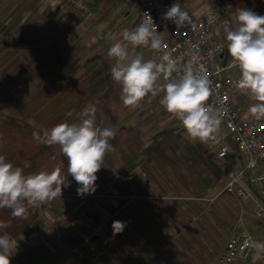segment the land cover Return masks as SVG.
<instances>
[{
    "label": "crops",
    "instance_id": "obj_1",
    "mask_svg": "<svg viewBox=\"0 0 264 264\" xmlns=\"http://www.w3.org/2000/svg\"><path fill=\"white\" fill-rule=\"evenodd\" d=\"M178 2L196 15L205 13L193 1ZM230 13L235 26L236 14ZM27 50H0V114L44 132L60 123L78 122L82 110L94 106L98 126L110 127L116 135L94 192L78 195L79 185L71 178L48 205L26 203L32 214L34 206L38 212L32 226L16 238L11 264H222L225 243L242 211L248 230L264 242V216L253 217L247 204L224 190L230 174L245 163L226 133L217 144L201 143L187 135L179 120L168 118L160 124L153 117H111L103 102L78 101L77 88L63 82L61 64L51 67L52 55L40 56V66L33 69H15L16 59L33 58L30 46ZM29 75L39 78L38 86L25 87L22 79ZM247 101L256 103L250 97ZM224 144L231 148V166L217 158ZM114 221L126 224L123 232L113 234Z\"/></svg>",
    "mask_w": 264,
    "mask_h": 264
},
{
    "label": "clouds",
    "instance_id": "obj_2",
    "mask_svg": "<svg viewBox=\"0 0 264 264\" xmlns=\"http://www.w3.org/2000/svg\"><path fill=\"white\" fill-rule=\"evenodd\" d=\"M146 19L134 29L121 33L122 41H115L107 55L114 61L110 68L112 80L122 91L120 99L125 107L135 108L149 95L155 97L163 91L161 105L179 120L187 135L201 143L219 142V126L226 109L221 110L209 103L212 96V81L207 72L188 63L182 75L178 65L181 57L172 58L165 53L160 62L145 60L137 49L160 50L162 39L152 20ZM165 19L172 21L177 28L191 24L188 12L181 9L178 0L167 10ZM219 32V29H218ZM227 51L239 69V79L235 87L241 94L248 95L256 103L248 111L256 119H264V16L241 8L236 14V24L225 20L223 24ZM115 40V37H109ZM195 60V57L193 58ZM163 78L166 83L158 82ZM96 108L86 107L80 119L74 123H60L43 132V142L59 145L67 159V173L79 185L78 195L96 190L97 173L102 168L105 156L113 151L110 143L116 133L110 127L97 124ZM64 178L61 168L51 172L39 171L25 175L23 169L14 166L0 155V208H8L14 217L26 213L25 202L42 205L61 196ZM0 221V229L7 228ZM126 224L114 221L113 234L123 232ZM245 246L254 250L253 260L264 259V242L245 241ZM18 247L17 240L7 234L0 235V264H11V257Z\"/></svg>",
    "mask_w": 264,
    "mask_h": 264
},
{
    "label": "rangeland",
    "instance_id": "obj_3",
    "mask_svg": "<svg viewBox=\"0 0 264 264\" xmlns=\"http://www.w3.org/2000/svg\"><path fill=\"white\" fill-rule=\"evenodd\" d=\"M188 1L199 4V10L203 12L219 9L222 18L218 27L224 34V21H230L232 15L229 9L216 0ZM139 24L140 12L132 0H0V37L15 44H3L2 40L0 50L2 53L7 50L22 53L28 52L27 47L30 46L33 58L36 59L21 61L18 58L14 62L15 69L22 70L35 68L40 56L52 55L51 67L55 63L61 64L63 82L77 88L78 101L103 102L109 107L111 117L123 113L128 118H157L160 124L168 118L178 121L161 105L160 100L164 95L162 90L155 97L147 96L139 106L129 108L120 99L121 87L112 78H107L114 63L107 55L108 49L115 41H122L121 33L125 29H134ZM22 37L37 38L40 46L24 45L20 40ZM109 37H115V40ZM137 51L143 54L145 60L153 59L155 55V50L141 48ZM55 54L57 57H54ZM105 64L109 67L108 71ZM22 80L25 87L30 89L39 83V78L34 75ZM158 83L163 85L166 81L161 78ZM43 93L41 88L42 96ZM24 107H28L27 103ZM223 131L220 125L219 136L225 135ZM37 206L33 208L36 215Z\"/></svg>",
    "mask_w": 264,
    "mask_h": 264
},
{
    "label": "built area",
    "instance_id": "obj_4",
    "mask_svg": "<svg viewBox=\"0 0 264 264\" xmlns=\"http://www.w3.org/2000/svg\"><path fill=\"white\" fill-rule=\"evenodd\" d=\"M140 12V23L146 19L147 13L153 20L161 35L162 48L155 50L154 58L160 62L165 53L172 58L181 57L178 65L182 75L184 67L193 63L207 72L212 81V96L209 103L221 110L226 109L221 118V126L229 137L235 150L245 157L244 166L238 172L231 173L225 185V192L232 195L241 204H247L251 215L255 218L264 216V119L256 120L248 111L250 105L248 95L241 94L235 87L239 79V69L227 54L223 38L215 32L221 21L219 9H211L202 15H196L186 7L192 23L184 27L177 26L165 19L167 10L176 0H132ZM179 3V2H178ZM195 57V60L193 59ZM217 158L228 166L233 164L229 144H224ZM256 240L248 230L245 214L242 211L234 229L225 243L220 257L222 264H236L249 261L254 250L245 246V241ZM263 242V241H259ZM264 260V259H261Z\"/></svg>",
    "mask_w": 264,
    "mask_h": 264
},
{
    "label": "trees",
    "instance_id": "obj_5",
    "mask_svg": "<svg viewBox=\"0 0 264 264\" xmlns=\"http://www.w3.org/2000/svg\"><path fill=\"white\" fill-rule=\"evenodd\" d=\"M231 12L237 14L238 9L247 8L257 14H264V0H216ZM28 44L38 43L37 38H21ZM108 71L109 67L105 64ZM110 80L111 75L107 73ZM0 155L16 167L23 169L25 175L35 174L39 171L51 172L56 167L61 168L64 182L62 189L72 178L67 173V159L59 145H48L43 142V132L36 127L18 118L0 114ZM52 201V200H51ZM51 201L42 205L46 206ZM26 213L22 217H14L8 208H0V221L7 223L8 227L0 229V235L7 234L10 238L23 235L34 223L36 217L26 206Z\"/></svg>",
    "mask_w": 264,
    "mask_h": 264
}]
</instances>
